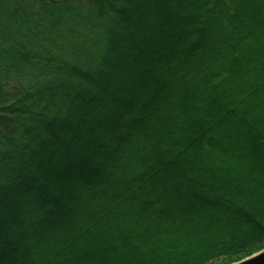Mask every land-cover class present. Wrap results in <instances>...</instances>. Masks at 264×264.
Instances as JSON below:
<instances>
[{"label": "trees", "instance_id": "obj_1", "mask_svg": "<svg viewBox=\"0 0 264 264\" xmlns=\"http://www.w3.org/2000/svg\"><path fill=\"white\" fill-rule=\"evenodd\" d=\"M262 249L264 0H0V264Z\"/></svg>", "mask_w": 264, "mask_h": 264}, {"label": "water", "instance_id": "obj_2", "mask_svg": "<svg viewBox=\"0 0 264 264\" xmlns=\"http://www.w3.org/2000/svg\"><path fill=\"white\" fill-rule=\"evenodd\" d=\"M232 264H264V249Z\"/></svg>", "mask_w": 264, "mask_h": 264}]
</instances>
